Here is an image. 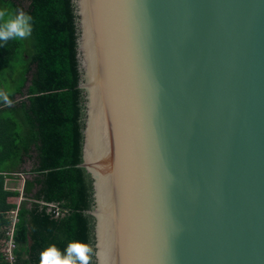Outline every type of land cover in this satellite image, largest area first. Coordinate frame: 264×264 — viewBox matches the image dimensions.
<instances>
[{
	"label": "water",
	"instance_id": "95a60500",
	"mask_svg": "<svg viewBox=\"0 0 264 264\" xmlns=\"http://www.w3.org/2000/svg\"><path fill=\"white\" fill-rule=\"evenodd\" d=\"M95 264H264V0H72Z\"/></svg>",
	"mask_w": 264,
	"mask_h": 264
},
{
	"label": "trees",
	"instance_id": "16d2710c",
	"mask_svg": "<svg viewBox=\"0 0 264 264\" xmlns=\"http://www.w3.org/2000/svg\"><path fill=\"white\" fill-rule=\"evenodd\" d=\"M23 9L31 35L0 44V264L6 227L14 229L17 264H40L49 245L63 251L80 240L92 249L91 179L82 160L84 99L78 87L76 14L72 0H0V11ZM23 175L21 189L6 180ZM16 197L19 202L10 198ZM55 204L66 213L56 216Z\"/></svg>",
	"mask_w": 264,
	"mask_h": 264
},
{
	"label": "clouds",
	"instance_id": "9594fccd",
	"mask_svg": "<svg viewBox=\"0 0 264 264\" xmlns=\"http://www.w3.org/2000/svg\"><path fill=\"white\" fill-rule=\"evenodd\" d=\"M31 21L32 17L23 9L13 13L0 11V44L29 37L32 32ZM0 100L5 104L12 103L6 93H0ZM91 252L89 244L80 240L69 241L62 252L54 245H49L41 250L40 264H89Z\"/></svg>",
	"mask_w": 264,
	"mask_h": 264
},
{
	"label": "built area",
	"instance_id": "2783aa9c",
	"mask_svg": "<svg viewBox=\"0 0 264 264\" xmlns=\"http://www.w3.org/2000/svg\"><path fill=\"white\" fill-rule=\"evenodd\" d=\"M51 207H54L55 215H63L66 213V210L61 209L60 207L56 206L55 204H49ZM11 223L6 227L5 231V241H4V259L7 264H17V256L15 253L16 249V242L14 240V229L15 223L17 221V210H13L10 212Z\"/></svg>",
	"mask_w": 264,
	"mask_h": 264
},
{
	"label": "rangeland",
	"instance_id": "374dc122",
	"mask_svg": "<svg viewBox=\"0 0 264 264\" xmlns=\"http://www.w3.org/2000/svg\"><path fill=\"white\" fill-rule=\"evenodd\" d=\"M20 176H21V178H19V180H17V181L14 180V181H10V182H9L8 185L11 186V189L14 188V187H16V188H18V189H21V188H22V183H23L22 179H23V175L21 174ZM10 200L19 202V199L16 198V197L10 198Z\"/></svg>",
	"mask_w": 264,
	"mask_h": 264
},
{
	"label": "crops",
	"instance_id": "0c3cea01",
	"mask_svg": "<svg viewBox=\"0 0 264 264\" xmlns=\"http://www.w3.org/2000/svg\"><path fill=\"white\" fill-rule=\"evenodd\" d=\"M22 181H23V179H22ZM9 184V181L8 180H6V188H11V186L10 185H8ZM22 185H23V183H22ZM14 188H16V187H14Z\"/></svg>",
	"mask_w": 264,
	"mask_h": 264
}]
</instances>
